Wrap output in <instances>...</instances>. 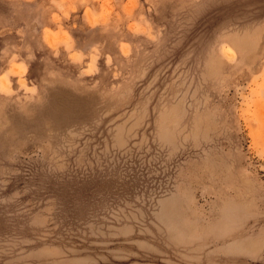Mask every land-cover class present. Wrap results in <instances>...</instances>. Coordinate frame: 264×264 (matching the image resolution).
<instances>
[{
  "label": "rangeland",
  "instance_id": "374dc122",
  "mask_svg": "<svg viewBox=\"0 0 264 264\" xmlns=\"http://www.w3.org/2000/svg\"><path fill=\"white\" fill-rule=\"evenodd\" d=\"M0 264H264V0H0Z\"/></svg>",
  "mask_w": 264,
  "mask_h": 264
},
{
  "label": "clouds",
  "instance_id": "9594fccd",
  "mask_svg": "<svg viewBox=\"0 0 264 264\" xmlns=\"http://www.w3.org/2000/svg\"><path fill=\"white\" fill-rule=\"evenodd\" d=\"M3 79H6V77H5V78H3Z\"/></svg>",
  "mask_w": 264,
  "mask_h": 264
},
{
  "label": "bare ground",
  "instance_id": "6f19581e",
  "mask_svg": "<svg viewBox=\"0 0 264 264\" xmlns=\"http://www.w3.org/2000/svg\"><path fill=\"white\" fill-rule=\"evenodd\" d=\"M50 36V35H49ZM52 37V36H51Z\"/></svg>",
  "mask_w": 264,
  "mask_h": 264
}]
</instances>
